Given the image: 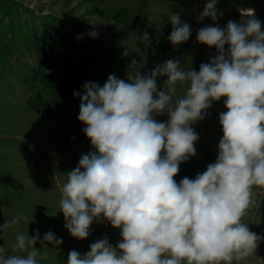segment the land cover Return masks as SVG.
Masks as SVG:
<instances>
[{
	"label": "clouds",
	"instance_id": "obj_1",
	"mask_svg": "<svg viewBox=\"0 0 264 264\" xmlns=\"http://www.w3.org/2000/svg\"><path fill=\"white\" fill-rule=\"evenodd\" d=\"M217 2L208 0L198 20L223 15ZM239 11V23L197 31L199 43L216 49L198 72L182 70L174 58L144 75L137 71L131 82L109 75L102 87L86 82L82 95L74 92L80 96L78 119L95 150L67 173L59 201L64 226L85 239L94 220H107L120 229L121 240L112 245L107 237L98 239L84 254L72 250L67 264H240L264 240L242 223L254 203L253 186L264 188V31L253 8ZM169 21V41L187 42L191 29L180 13ZM137 39L151 38L144 32ZM158 76L167 77L164 91ZM178 85L186 88L176 99ZM221 97L227 111L219 114L223 135L215 162L177 183L179 165L196 155L199 135L192 125ZM163 114L167 121L155 119ZM21 215L0 225V238ZM39 239L38 230L32 236L17 232V254L0 246V264H38ZM43 241L63 243L51 231Z\"/></svg>",
	"mask_w": 264,
	"mask_h": 264
},
{
	"label": "rangeland",
	"instance_id": "obj_2",
	"mask_svg": "<svg viewBox=\"0 0 264 264\" xmlns=\"http://www.w3.org/2000/svg\"><path fill=\"white\" fill-rule=\"evenodd\" d=\"M207 2L0 0V225L22 214L16 227L0 238L8 254H17L12 249L17 232L32 236L39 231L34 246L43 258L37 257L38 264H67L72 250L84 254L98 239L107 237L112 245L121 240L120 229L107 220H94L85 239L74 238L64 226L59 201L67 173L77 167L82 154L95 150L83 132L86 125L78 119L80 96L74 92L82 95L86 82L102 87L109 75L131 82L137 71L144 75L174 58L182 70L198 72L216 49L199 43L197 31L208 25L224 28L229 20L239 23L241 8H253L264 31V0H218L223 15L216 21L198 20ZM172 13H180L191 29L188 41L179 46L168 39ZM93 31L95 38L89 35ZM144 32L151 38L147 43L137 39ZM133 60L137 64L131 66ZM166 80L157 77L158 90H165ZM185 88L177 86L176 99ZM225 99L214 101L205 118L192 125L199 135L196 155L179 165L177 183L184 177L194 179L215 162ZM155 119L167 121L168 116ZM252 191L254 203L242 223L264 237V188L253 186ZM48 231L63 243H41ZM240 264H264V240Z\"/></svg>",
	"mask_w": 264,
	"mask_h": 264
}]
</instances>
